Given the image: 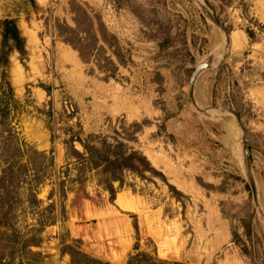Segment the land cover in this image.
Masks as SVG:
<instances>
[{
  "label": "rangeland",
  "instance_id": "obj_1",
  "mask_svg": "<svg viewBox=\"0 0 264 264\" xmlns=\"http://www.w3.org/2000/svg\"><path fill=\"white\" fill-rule=\"evenodd\" d=\"M35 2L0 0L27 49L0 117V264H264V0ZM115 130L165 177L112 196L93 172L85 194L71 137Z\"/></svg>",
  "mask_w": 264,
  "mask_h": 264
},
{
  "label": "trees",
  "instance_id": "obj_2",
  "mask_svg": "<svg viewBox=\"0 0 264 264\" xmlns=\"http://www.w3.org/2000/svg\"><path fill=\"white\" fill-rule=\"evenodd\" d=\"M27 3L31 5H36L35 0H26ZM78 24V21H77ZM1 29V49H0V68L3 67L2 80L0 85V117L2 120L8 118L13 107H16V99L14 88L11 84L8 75L9 67V55L12 50H17L20 53V59L25 67L26 64V39L21 34L20 28L18 27L16 20L14 18H5L0 22ZM75 30V29H74ZM247 34L251 40L256 37V31L252 27L247 28ZM75 47L79 49L80 55L83 59L85 58V52L82 49V43L80 41H73L71 38H67ZM137 127V131L140 130L141 124L136 122L134 124ZM117 136H88V138L83 141L81 138H75L76 135H72V140H79L83 146V151L76 149L72 143L71 151L69 156L76 157L75 169L76 174L74 177L70 178V182L77 184L79 190L82 189L85 194H87L86 184L92 178L90 176L93 172L98 175L99 185H103L108 189L112 196H114V182H119L120 185L125 184L124 174L125 172H133L142 178H145L147 172L151 174L155 173L162 177H165L164 173L157 168H155L149 158L143 154L140 150L132 148L119 138V131L115 130ZM134 133V132H133ZM132 133V135H133ZM136 133V132H135ZM131 134H127L128 137ZM111 138V140H110ZM67 168L68 166L67 162ZM6 176V174H5ZM4 176V177H5ZM66 181L60 183L61 193H65ZM237 236V232H233V238ZM171 264H184L182 262H172Z\"/></svg>",
  "mask_w": 264,
  "mask_h": 264
},
{
  "label": "bare ground",
  "instance_id": "obj_3",
  "mask_svg": "<svg viewBox=\"0 0 264 264\" xmlns=\"http://www.w3.org/2000/svg\"><path fill=\"white\" fill-rule=\"evenodd\" d=\"M208 12V14H209V16L210 17H212L211 16V13L209 12V11H207ZM215 63H216V61H215ZM14 73H15V81L19 84V83H21V82H23V79H24V72H23V68H22V66L17 62L16 63V67L14 68ZM201 86V85H200ZM199 94H201V93H199ZM119 203L121 204V206L123 205V206H125V207H127V208H130V207H132L131 206V204L128 202V201H126L125 199H124V197H122V196H120L119 197ZM134 203V202H133ZM140 211V210H139Z\"/></svg>",
  "mask_w": 264,
  "mask_h": 264
},
{
  "label": "water",
  "instance_id": "obj_4",
  "mask_svg": "<svg viewBox=\"0 0 264 264\" xmlns=\"http://www.w3.org/2000/svg\"><path fill=\"white\" fill-rule=\"evenodd\" d=\"M212 16V15H211Z\"/></svg>",
  "mask_w": 264,
  "mask_h": 264
}]
</instances>
